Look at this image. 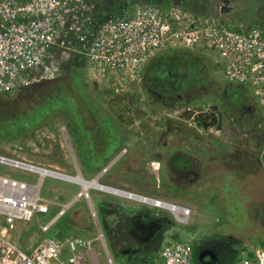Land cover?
Returning <instances> with one entry per match:
<instances>
[{
    "label": "rangeland",
    "instance_id": "374dc122",
    "mask_svg": "<svg viewBox=\"0 0 264 264\" xmlns=\"http://www.w3.org/2000/svg\"><path fill=\"white\" fill-rule=\"evenodd\" d=\"M130 1L91 0L99 12L119 8ZM185 1L191 6L185 11L227 25L244 28L264 22V0ZM222 4L230 5L231 12H221ZM166 57L187 58L188 68L202 75L203 82L187 79L151 90L143 80L144 72L130 85L126 79L123 84L126 89L90 80L92 97L101 104L100 114L117 122L123 135L121 145L114 147L100 169L94 171L82 165L76 137L65 126L67 116L61 111H52L20 134L0 135V154L140 194L155 196L159 192L162 198L190 208L187 221H177L169 209L96 187H86L79 195L84 190L82 184L47 173L41 178L38 194L60 204L50 205L48 213L33 214L29 222L14 224L9 234L11 239L30 249L46 236L57 238L63 248L67 240L78 238L76 248L83 253L85 264H145L168 241L177 238L191 243L195 264H231L230 259L239 249L241 256L248 246L264 239V132L250 102L242 107L248 95L230 88L224 94L228 103L220 101V91L226 87L212 77L196 50L164 48L151 54L146 66ZM45 90L44 85H29L18 93L5 91V99L0 100V125L10 129L9 122L25 121L24 111L39 102ZM216 98L222 112L225 110L224 128H217L216 122L199 125L194 122L192 112L190 117L186 116V112L197 110V106L215 109ZM234 100L237 104H233ZM233 105L241 108L237 106L235 110ZM106 122L102 121V127L116 141V127ZM82 134V153L86 154L87 132ZM234 143L241 149L242 158L238 161L244 165L231 174L227 168L220 172L219 178L215 174L211 179L214 182L216 178L222 179L219 183H200L194 185L196 189L192 186L193 199L181 200L176 194L177 191L180 195H190L185 175L174 180V185H164L162 163L164 173L182 170L184 174L182 161L187 152H208L209 146L229 152ZM100 148L94 147L97 151ZM171 149L174 158L165 159ZM227 161L233 167L236 160ZM0 175L31 184L39 180L36 171L2 162ZM169 192L173 198L166 194ZM52 217L50 226L42 229L41 224Z\"/></svg>",
    "mask_w": 264,
    "mask_h": 264
},
{
    "label": "built area",
    "instance_id": "2783aa9c",
    "mask_svg": "<svg viewBox=\"0 0 264 264\" xmlns=\"http://www.w3.org/2000/svg\"><path fill=\"white\" fill-rule=\"evenodd\" d=\"M164 48L198 51L216 81L241 87L264 132V22L231 26L201 18L170 0H131L102 12L91 0H0V92L50 80L76 57L82 58L85 78L126 89L125 80L130 85L141 78L149 56ZM0 162L39 173L36 184L0 175V264H85L76 248L78 238L67 240L63 248L57 238L46 236L26 249L9 237L14 224L60 204L39 196L42 176L70 174L3 154ZM115 188L126 195L115 194L169 209L177 221H187L190 214L186 205ZM145 264H195L192 245L172 239ZM231 264H264V244L248 246Z\"/></svg>",
    "mask_w": 264,
    "mask_h": 264
},
{
    "label": "trees",
    "instance_id": "16d2710c",
    "mask_svg": "<svg viewBox=\"0 0 264 264\" xmlns=\"http://www.w3.org/2000/svg\"><path fill=\"white\" fill-rule=\"evenodd\" d=\"M180 2L181 3L179 4L183 10L191 7L190 3H187L185 0H180ZM173 62L175 63L173 64ZM82 64V58L76 57L68 63L64 72L50 80L23 84L8 89V91L13 90L11 93H18L21 92L23 87L29 85H44L46 88V90L42 93V99L34 106H31L24 111L26 113L25 121L21 122L20 120H13L12 122H9L8 126L11 127L10 129H5L0 125V135L5 137L8 133L13 135L20 134L23 131L28 130L33 124H36L42 118L48 116L52 111H61L65 114V116H67L65 126L71 135L73 134L76 137L77 154L82 165L85 168L93 169L94 171L100 169L108 160V155L114 150V147L117 148L121 145L123 135L117 122L110 117L105 118L106 116L104 114H100L101 104L94 98V96L92 97V90L89 88V84L91 82L81 73ZM201 77L202 75L197 73L195 70L192 71L188 68L187 58L181 57L178 59H172L170 57H166L165 59H157L153 63H148L144 69L143 80L145 84L148 85V89L157 90L163 87H168L173 83H180V81L183 82L187 79H193L195 81L199 80L203 82V78ZM5 91L0 92V100L5 99V95H7ZM216 99V107H219V100L218 98ZM102 121L111 122V124L116 127L119 139L117 138L115 141L114 137L111 138V133L102 127ZM82 131L87 132L85 140L87 143L86 154L82 153ZM97 146L101 147L99 149L100 151L94 149V147ZM103 150H105V154L102 153ZM171 150L172 151L168 152L169 154H167L165 159L174 158L173 149ZM98 155L101 157H98ZM186 160L187 159L185 157V160L182 161L185 168L187 165L186 163L191 159L187 162ZM200 161L201 159L198 160V162ZM163 166L164 165L162 163V181L165 186H169L168 173L171 171L166 170V173H164L162 169ZM153 182L155 183V178H153ZM176 194L180 193L176 191ZM261 243L264 244V239L261 240ZM231 260L232 259H230V261Z\"/></svg>",
    "mask_w": 264,
    "mask_h": 264
},
{
    "label": "crops",
    "instance_id": "0c3cea01",
    "mask_svg": "<svg viewBox=\"0 0 264 264\" xmlns=\"http://www.w3.org/2000/svg\"><path fill=\"white\" fill-rule=\"evenodd\" d=\"M226 88L223 89V92L225 94V92H227L228 89L230 88H235L241 91V93H245L244 90L236 85H229V86H225ZM242 93V94H243ZM216 127L218 128V126L216 125ZM221 128H224V125L221 124L220 126ZM225 139H227V137H224ZM230 139H232V137H230ZM228 141V140H226ZM231 141V140H230ZM233 143V142H232ZM231 146V145H230ZM232 150H229V152H226V150H224L223 152H220V149H217L218 147H208L207 151L208 152H202L199 153L198 150H192L191 152H187L186 154V162L188 161L186 164V168L185 173L182 174V170H175V172L173 173L170 172L168 173L169 177H168V183L169 186L170 185H174V180L179 179L180 177H182L183 175H185L186 177V184L187 188L189 187V194L190 195H179L180 199L182 200V198H191L193 199V196H191L192 191L194 192L196 189V185H199L200 183L206 184V185H211V184H216L219 183L222 179H218L216 178V181H212L211 178H213V176L215 177V174L218 175L219 178V174H221L220 172H225V170L227 169L230 174L231 172H236L238 171L237 168H241L244 164L241 161H238V159H241V149H239V146L236 145L235 143L232 145ZM234 148V149H233ZM235 151V152H234ZM238 152V153H236ZM226 154H230L231 156H227ZM201 159L200 162H198V160ZM227 160H236L233 167L231 165H229L230 163ZM238 161V163H236ZM211 162V163H210ZM248 166H252L250 164H248ZM232 170V171H230ZM223 174V173H222ZM189 185V186H188ZM195 185V186H194ZM194 186V188L192 187ZM205 188H207L205 186ZM154 190H156V186L153 187ZM158 190H156L157 192ZM160 191V190H159ZM157 195L153 196V197H158L167 201H171L169 199L166 198H162L161 194L156 193ZM168 194L170 197H172V193H166ZM173 198V197H172ZM171 202H175V201H171ZM153 205V204H152ZM155 206V205H153ZM241 251V249H239ZM240 251H237L235 256L232 258L231 263L240 255Z\"/></svg>",
    "mask_w": 264,
    "mask_h": 264
},
{
    "label": "flooded vegetation",
    "instance_id": "af4514ba",
    "mask_svg": "<svg viewBox=\"0 0 264 264\" xmlns=\"http://www.w3.org/2000/svg\"><path fill=\"white\" fill-rule=\"evenodd\" d=\"M219 97H220V101H226V100H228L226 97H225V95H224V92L223 91H221L220 92V94H219ZM243 97V96H242ZM235 101V100H234ZM227 103H228V101H226ZM248 102H250V100H249V98L247 99L246 98V102H244L243 103V105H242V107L244 106L245 107V105L248 103ZM233 104H237V101H235ZM250 104H251V102H250ZM249 104V105H250ZM231 105V104H230ZM252 105V104H251ZM251 105H250V107H251ZM215 106V109H210V108H207V107H202L203 108V110H205V111H213V112H215V110L216 109H219L220 111H221V109H220V106L219 107H216L217 106V104H215L214 105ZM233 106H235V105H233ZM238 105H236L235 106V110H237V108H241L240 106H238ZM237 107V108H236ZM249 107V108H250ZM251 109V108H250ZM191 111H193V113H192V115H193V119H194V122L195 123H197V124H199V125H207V123H210V124H213V123H215L216 122V125H217V120H215V119H213V117L212 116H206V113H200V111H198V110H191ZM224 112H225V110H224ZM224 112H222V123H223V113ZM187 114H188V112H187ZM190 114V113H189ZM216 115V114H215ZM224 115H225V113H224ZM235 124V123H234Z\"/></svg>",
    "mask_w": 264,
    "mask_h": 264
},
{
    "label": "bare ground",
    "instance_id": "6f19581e",
    "mask_svg": "<svg viewBox=\"0 0 264 264\" xmlns=\"http://www.w3.org/2000/svg\"><path fill=\"white\" fill-rule=\"evenodd\" d=\"M41 171H42V173L45 172V170H41ZM56 175L59 177H64V178H67L68 180L82 184L84 190H82L81 192H84L86 190V187H96V188L106 190V191H110L113 193H121V194L126 195V193H124L120 190H117L115 187H111V186L109 187L107 185H104V184L98 182L96 179L89 181L80 175H77V176H71V175L65 176V175H61V174H56ZM79 195H80V193H79Z\"/></svg>",
    "mask_w": 264,
    "mask_h": 264
},
{
    "label": "water",
    "instance_id": "95a60500",
    "mask_svg": "<svg viewBox=\"0 0 264 264\" xmlns=\"http://www.w3.org/2000/svg\"><path fill=\"white\" fill-rule=\"evenodd\" d=\"M220 10H221V12H224V13H230L232 10V7L230 5H227V4H222L220 6ZM197 110L200 111V113H206V116H212L213 119L217 120V126H218V128H220V126L222 124V112L219 109H216L215 112L205 111V110H203L202 106H197ZM190 112L193 113V111H189L188 114L186 112L187 117L191 116L189 114Z\"/></svg>",
    "mask_w": 264,
    "mask_h": 264
}]
</instances>
